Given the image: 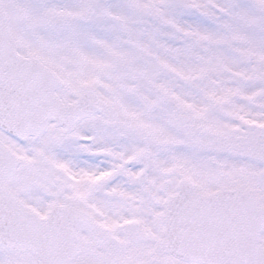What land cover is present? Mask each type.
<instances>
[{
    "label": "snow or ice",
    "instance_id": "obj_1",
    "mask_svg": "<svg viewBox=\"0 0 264 264\" xmlns=\"http://www.w3.org/2000/svg\"><path fill=\"white\" fill-rule=\"evenodd\" d=\"M0 264H264V0H0Z\"/></svg>",
    "mask_w": 264,
    "mask_h": 264
}]
</instances>
